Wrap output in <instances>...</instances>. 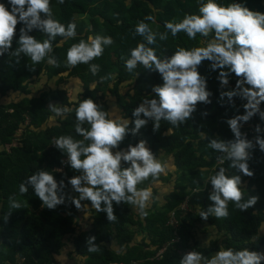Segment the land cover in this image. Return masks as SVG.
I'll return each mask as SVG.
<instances>
[{
  "label": "trees",
  "instance_id": "obj_1",
  "mask_svg": "<svg viewBox=\"0 0 264 264\" xmlns=\"http://www.w3.org/2000/svg\"><path fill=\"white\" fill-rule=\"evenodd\" d=\"M217 2L227 5L235 0ZM238 2L264 13V0ZM51 7L55 19L65 25L70 22L77 25L74 40L66 41L61 47H55L59 37L54 42L53 55L58 67L46 61L32 65L26 57H22L18 64L7 54L0 57V264H68L63 257L79 260L82 264H179L186 251L196 250L210 256L221 245L264 252V231L260 230L264 225V153L258 146L250 150L253 158L249 164L255 175L251 178L242 176L245 199L256 195L259 197L257 205L241 212L230 203V215L226 219L209 216L205 221L198 215V208L206 210L211 204L209 177L220 167L228 169V175L238 174L229 168L227 161L223 164L217 161L220 154L208 148L209 141L202 139L200 133L205 131L210 135L209 139L233 140L226 121L243 114L238 97L235 98V108L227 98L220 99L217 73L210 72L209 62H204L199 71L208 78L211 104L198 105L193 120L179 127L162 121L160 131L154 132L153 124L149 122L139 134H130L121 145V149H125L145 140L157 158L171 156L179 174L163 204L156 200L158 190L151 180L139 186L153 188L154 201L147 217H141L131 205L114 204L115 222L110 223L106 213L90 210L91 223L83 229L79 220L81 211L74 205L47 210L31 188L27 194H19V185L39 169L48 170L58 181L64 179L65 182L79 174L67 165L64 172L59 171L66 157L52 146L53 139L61 135L82 139L75 133V113H69L66 119L55 116L49 105L74 108L73 100L93 98L104 110L118 108V115L134 120V108L143 99L153 98L152 86L162 84L158 73L148 72L139 66L135 72L129 73L125 68L124 60L129 57L130 50L145 42L134 34L137 23L151 15L155 17V23L145 21L150 28L156 33L166 32V21L179 22L185 14H198L199 0H64L63 4L59 0H51ZM32 34L39 40L46 38L38 32ZM98 34L110 36L114 41L105 47L101 57L92 61L100 66V72L93 76L89 65L84 64L67 68L68 48L81 38L86 40L89 35ZM203 40L200 36L195 41L189 40L185 33L173 37L169 32L166 41L157 37L156 44L149 47L163 58L172 55L178 47L204 46ZM33 67L35 71L31 69ZM109 74L114 79L101 80ZM42 78L47 81L57 78L58 85L67 78L77 79L82 88L75 96L70 95L68 89L46 87V83L35 90L34 85ZM235 83L236 79L232 77L231 87H235ZM93 85L95 90H90ZM11 94H19V97L10 100ZM257 124L262 128L261 133L254 131ZM169 128L172 132L167 135ZM242 130L247 132L249 139L256 135L264 136V121L259 116L254 117L243 125ZM202 169L207 171L201 172ZM11 196H16L21 202V209L10 208ZM184 205L186 210L181 209ZM173 214L177 228L170 223ZM5 216H8L7 220ZM209 229L218 238L209 241L206 247L201 246L200 235H206ZM89 236L96 237V244L100 246L98 252L87 251L86 238ZM69 239L72 248L68 250ZM161 250L164 251L159 258L157 255Z\"/></svg>",
  "mask_w": 264,
  "mask_h": 264
},
{
  "label": "clouds",
  "instance_id": "obj_2",
  "mask_svg": "<svg viewBox=\"0 0 264 264\" xmlns=\"http://www.w3.org/2000/svg\"><path fill=\"white\" fill-rule=\"evenodd\" d=\"M59 3L63 4L64 0ZM145 21L155 23V17L149 15L137 23L134 34L146 43H138L132 48L124 63L129 73L139 66L159 74L162 84L151 87L153 98L143 99L134 108V120L118 115V108L104 110L93 98L73 100L74 108L50 104L49 109L55 116L66 119L69 113H75V133L82 139L61 135L53 139L52 146L66 157L62 163L79 174L65 182L64 179L58 181L48 170L39 169L19 185V194L25 195L31 188L44 209L55 210L58 206L71 204L85 217L90 210L106 213L110 223L117 220L114 204L131 205L141 217H147L154 201L153 188L139 186L149 180L158 185L160 176L167 175L169 165L157 158L145 140L125 149H121V145L130 134H139L149 122H152L154 132L160 131L162 121L179 127L193 120L198 105L211 104L208 78L199 71L204 62H209L210 72L217 73L220 99L227 98L235 108L238 97L243 114L226 121L233 140L209 139L208 133L203 130L200 133L202 139L209 141L208 148L220 154L217 161L221 164L227 161L229 168L238 174L228 175V169L220 167L209 177L211 204L206 210L198 208V215L205 221L209 216L226 219L230 215V203L235 209L247 212L257 205L259 197L251 195L245 199L242 176L251 178L255 175L249 164L253 158L250 150L258 146L264 153V136L249 139L242 128L257 116L264 121V13L251 10L238 0L227 5L217 0H199L198 14H185L179 22L166 21V32H154ZM34 32L46 38L39 40L32 34ZM169 32L173 37L185 33L193 41L200 36L204 38V46L178 47L172 55L161 58L149 45H155L157 37L166 41ZM58 37L55 47L74 40L77 25L75 22L65 25L55 19L51 0H0V57L7 54L14 57L17 64L26 57L32 65L46 61L58 67L53 55ZM113 43L110 36L99 34L89 35L86 40L81 38L68 48L66 67L89 65V71L96 76L100 66L92 61L101 57L105 47ZM31 69L35 71L34 67ZM232 77L236 79L235 87L230 84ZM109 79L114 77L111 74L101 77L102 81ZM90 90H95V85ZM254 131L261 133V126L257 124ZM171 132L172 128H169L167 135ZM204 171L207 170H201ZM69 185L70 190H66ZM196 190L200 191L199 188ZM9 205L17 210L22 207L16 196L9 197ZM260 230L264 231V225ZM86 244L88 252L100 250L95 236L87 237ZM179 264H264V252L221 245L210 256L191 250L181 257Z\"/></svg>",
  "mask_w": 264,
  "mask_h": 264
},
{
  "label": "rangeland",
  "instance_id": "obj_3",
  "mask_svg": "<svg viewBox=\"0 0 264 264\" xmlns=\"http://www.w3.org/2000/svg\"><path fill=\"white\" fill-rule=\"evenodd\" d=\"M64 75H66V74H64ZM68 82H74V84H76L75 87L73 88V91L69 89V88H71V86H69V88H68V84H67ZM45 83H46V87L51 86L52 88H59L60 87V89H63V90L68 89L67 91L69 92V94L73 95V96H75V94L78 93V91H81L80 88H82V85L79 84L80 81L77 79L67 78L65 80V82H62L61 84L58 85L57 78H54V79L48 80V81L45 78H42L41 81H39L38 83H36L34 85V89L35 90L41 89ZM18 97H19V94H11L10 100H15ZM0 99H1V97H0ZM2 102H3V100H2ZM4 103H5V101H4ZM158 159L162 163L169 165V170L167 172V175L162 174L160 176V183L158 185H155L157 187V190H158V195L156 197V200H158V202L160 204H163L165 201V196H167L172 191V188L174 187V184H175L174 181L179 174L175 170V167L173 165V158L171 156L161 155ZM181 209L186 210L187 206L184 205ZM170 223H174L173 215H171V217H170ZM209 236L212 237V239L208 240ZM217 238L218 237L214 233V231L212 229H209V231L206 235H200V238H199L200 245L206 247L209 244V241L215 240ZM207 240H208V242H207V244H205V242ZM68 244H69L68 245V250H69L72 248L70 239L68 240ZM187 252H189V251H186L185 253H187ZM63 258H65L63 261H66V263L82 264L79 260L73 261V260H70L69 258H66V257H63ZM63 258H61V260Z\"/></svg>",
  "mask_w": 264,
  "mask_h": 264
},
{
  "label": "crops",
  "instance_id": "obj_4",
  "mask_svg": "<svg viewBox=\"0 0 264 264\" xmlns=\"http://www.w3.org/2000/svg\"><path fill=\"white\" fill-rule=\"evenodd\" d=\"M67 84H68V87L71 86V88H69V89L73 91V88L75 87L76 84H74V82H68ZM78 92H80V91H78ZM90 218H91L90 213H88V216L85 217V214L83 212H81L79 220H80V223H81V226L83 227V229H87V227L91 223ZM73 261H75V260H73ZM68 264H70V263H68Z\"/></svg>",
  "mask_w": 264,
  "mask_h": 264
},
{
  "label": "built area",
  "instance_id": "obj_5",
  "mask_svg": "<svg viewBox=\"0 0 264 264\" xmlns=\"http://www.w3.org/2000/svg\"><path fill=\"white\" fill-rule=\"evenodd\" d=\"M63 160H65V159H63ZM66 165L64 164V163H62V166H61V168L59 169V171H61V172H64V167H65ZM173 218H174V214H173ZM175 228H177L178 227V223H177V221L175 220V218H174V223H171ZM163 251L164 250H161L160 252H159V254L157 255V257H161V255H162V253H163ZM121 264V263H120Z\"/></svg>",
  "mask_w": 264,
  "mask_h": 264
}]
</instances>
